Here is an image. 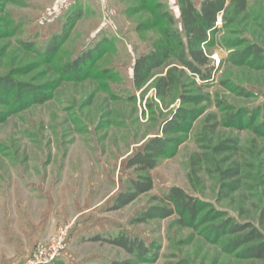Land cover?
<instances>
[{
	"label": "rangeland",
	"instance_id": "1",
	"mask_svg": "<svg viewBox=\"0 0 264 264\" xmlns=\"http://www.w3.org/2000/svg\"><path fill=\"white\" fill-rule=\"evenodd\" d=\"M247 8L228 29L220 17L215 43L208 49L211 80L183 71L177 93L163 105L153 90L161 72L136 90L133 65L163 39L169 26L162 13L180 31L177 0H0V79L40 86L49 97L23 108L0 103L2 254L18 250L24 254L20 264H27L38 246H49L66 227L65 245L52 264H264L223 248L231 236L218 234L210 241L202 231L233 219L250 223L264 239V133L254 130L263 120L264 62L251 63L250 57L240 64L234 56L253 45L264 50L259 25L264 0H250ZM55 35L66 39L46 59L45 48ZM97 45L102 52L86 78L61 75L64 64ZM179 109L194 113L181 131L170 135L182 142L172 157L152 169V191L112 211L114 198L135 178L125 168L127 160L152 137L162 136ZM250 114L253 119L246 124ZM234 115L239 122L234 123ZM230 140L234 144L226 146L233 144L231 148L213 153ZM233 165L240 170L237 189H224L228 195L223 198L221 186L228 182L220 180L219 171ZM173 187L203 202L199 217L209 221L195 228L180 227L176 216L135 221L141 211L160 205ZM121 233L149 248L156 245L157 258L137 262L124 250L92 240Z\"/></svg>",
	"mask_w": 264,
	"mask_h": 264
},
{
	"label": "trees",
	"instance_id": "2",
	"mask_svg": "<svg viewBox=\"0 0 264 264\" xmlns=\"http://www.w3.org/2000/svg\"><path fill=\"white\" fill-rule=\"evenodd\" d=\"M250 0H200L198 4L194 0H177L179 15L180 31L171 28L173 20L166 12L161 14L162 19H166L168 26L162 32L163 39L149 51V53L140 55L136 58L133 65V85L136 90L143 88L155 76V72L160 71L159 76L153 82L155 97L166 105L168 98L173 99L179 87V77L183 71L190 74L193 78H199L202 81L211 80L214 67H210L209 48L215 43L214 35L217 33L215 25L218 16L221 17L223 28L232 27L237 19L243 16ZM78 16H71L70 19L75 21ZM69 24V26L72 24ZM261 29L264 30V21L259 22ZM65 35H55L45 48L44 56L46 59L56 54L61 44L65 41ZM102 45V44H101ZM101 45L90 49L77 56L75 59L64 64L61 69V75L73 80H82L89 75L90 66L95 56L102 52ZM208 51V52H207ZM237 61L243 64L248 58H252L251 63L260 64L264 62V50L257 46H249L244 52L234 54ZM49 99L48 95L43 92L40 86H31L25 83L18 84L11 78L0 79V103L9 104L23 108L32 104H42ZM183 103L188 98L182 95ZM192 100V99H191ZM194 112L187 110H177L173 118L166 122L162 129V136L152 137L147 141L140 151H137L130 157L125 168L132 170L135 178L127 182L126 190L120 192L113 200L112 211L121 210V208L133 203L136 198L142 194L152 191V180L150 173L157 166L159 160L172 157L176 148L181 144L182 138L170 137L172 133L182 130L183 125L188 123L189 115ZM243 115V114H242ZM3 114L0 111V120ZM239 116V115H238ZM234 123L238 119L233 116ZM246 119V124L253 119L252 114ZM232 115L228 117L231 121ZM262 122L255 126L256 134L264 133V113ZM239 122V120H237ZM233 123V124H234ZM226 141L217 145L213 153L223 154L229 148ZM228 148V149H227ZM199 162V160H198ZM222 182L223 198L229 191L237 189V178L240 170L237 165L231 168L219 171ZM224 189H227L224 191ZM226 192V193H225ZM157 200V198H154ZM161 204L153 205L137 214L136 222H146L153 219H169L171 216L178 217L176 223L180 227H197L201 222L203 225L208 219L200 220L199 214L205 204L193 199L180 188H170L164 199L159 201ZM217 218L219 213H212ZM260 224L264 225V210L260 213ZM204 237L213 241L218 234L231 236L223 245L227 251L237 252V256L242 259H255L264 261V239L263 234L253 225H241L233 219H228L217 224H211L204 228ZM210 237V238H209ZM93 241H103L109 245L124 250L127 255L138 261H154L156 257L157 246L147 247L140 239H132L125 234H119L114 238L100 239L94 237ZM156 251V252H155ZM153 254V256L151 255ZM55 264V263H54ZM110 264H133L131 260L114 261ZM185 264V263H180Z\"/></svg>",
	"mask_w": 264,
	"mask_h": 264
},
{
	"label": "built area",
	"instance_id": "3",
	"mask_svg": "<svg viewBox=\"0 0 264 264\" xmlns=\"http://www.w3.org/2000/svg\"><path fill=\"white\" fill-rule=\"evenodd\" d=\"M220 16H218L215 25H218ZM66 235L67 228L60 229L57 238L53 239L49 246H38L35 249L32 258L29 259L27 264H52L60 256V251L65 245Z\"/></svg>",
	"mask_w": 264,
	"mask_h": 264
},
{
	"label": "crops",
	"instance_id": "4",
	"mask_svg": "<svg viewBox=\"0 0 264 264\" xmlns=\"http://www.w3.org/2000/svg\"><path fill=\"white\" fill-rule=\"evenodd\" d=\"M21 254V255H20ZM21 258V260H20ZM24 259V254L19 253L16 250V254H2L0 250V264H20V262Z\"/></svg>",
	"mask_w": 264,
	"mask_h": 264
}]
</instances>
